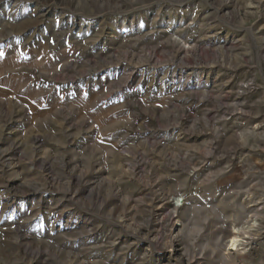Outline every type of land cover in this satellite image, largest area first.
<instances>
[{"label": "rangeland", "instance_id": "rangeland-1", "mask_svg": "<svg viewBox=\"0 0 264 264\" xmlns=\"http://www.w3.org/2000/svg\"><path fill=\"white\" fill-rule=\"evenodd\" d=\"M0 264H264V0H0Z\"/></svg>", "mask_w": 264, "mask_h": 264}, {"label": "bare ground", "instance_id": "bare-ground-1", "mask_svg": "<svg viewBox=\"0 0 264 264\" xmlns=\"http://www.w3.org/2000/svg\"><path fill=\"white\" fill-rule=\"evenodd\" d=\"M175 200H177L179 203H176L178 206L183 207L185 205V197L183 195H179L177 197L174 198ZM182 200V201H181ZM182 202V203H181ZM181 224V222L179 220H177V224ZM243 238H241L240 235V229L238 227H233V231L231 233V235L229 236V238L226 241V248H225V253L229 254L232 251H238L240 250L241 246L243 245Z\"/></svg>", "mask_w": 264, "mask_h": 264}, {"label": "built area", "instance_id": "built-area-1", "mask_svg": "<svg viewBox=\"0 0 264 264\" xmlns=\"http://www.w3.org/2000/svg\"><path fill=\"white\" fill-rule=\"evenodd\" d=\"M174 203H176V201Z\"/></svg>", "mask_w": 264, "mask_h": 264}]
</instances>
